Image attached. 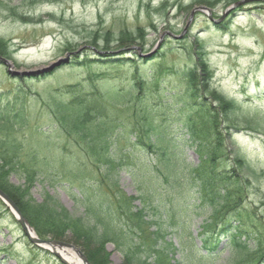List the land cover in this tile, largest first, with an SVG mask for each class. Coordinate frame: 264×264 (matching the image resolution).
Masks as SVG:
<instances>
[{
    "label": "trees",
    "instance_id": "obj_1",
    "mask_svg": "<svg viewBox=\"0 0 264 264\" xmlns=\"http://www.w3.org/2000/svg\"><path fill=\"white\" fill-rule=\"evenodd\" d=\"M16 15L19 14L16 12ZM142 30L131 35L122 31L115 39V51H105L109 45L98 49L99 45L90 40V47L81 48L77 54L69 57L70 63L83 66V72L89 75L88 81L92 87L86 89L80 81L63 85V98H56L52 93L46 95L47 106L55 120L52 129L64 138L59 145L48 135L44 145L35 143L27 147L20 138L10 135L14 128L25 125L29 114L27 98L32 97L34 86L41 76L44 77L52 69L42 75L13 76L0 63V189L18 204L37 236L41 239L46 236L61 239L65 233H69L74 236L75 243L85 246L90 264H110L104 249L108 242L127 249V252L122 250L125 256L121 264H178L172 260L175 250L172 242L165 240L172 229L155 226L157 220L151 215L147 217L142 205L139 208L132 205L135 199H147L151 204L154 202L156 206L166 209L164 197L170 195L173 198L172 207L179 212V219H184V223L190 220L184 208L190 209L188 202L194 198L198 209L208 206L213 211L211 223L210 220L204 222L200 226L201 232L196 236L200 243L198 249L203 250L206 256L217 250L222 237H226L225 233L231 238L243 234L246 238L244 242L236 243L231 238H227V241L235 243L238 248H246L250 234L241 231L239 226L243 216L249 219L250 210L245 205L246 179L240 172L245 169L254 174V170L251 163L233 147L236 131L232 130L244 128L259 132L260 122L248 119L242 112L235 110L233 99L222 98L216 90L212 92L214 96L210 95L209 72L201 61L194 62L193 50L187 53V58L193 63L191 65L186 63L172 67L158 65L156 61L149 66V72L139 70L137 51L121 47L139 45ZM4 47L0 42V56L7 57L8 52ZM132 64V69L124 71V66ZM133 74L136 77L128 81V75ZM175 78L185 83L184 95L179 92L164 95L162 100L169 98L172 99L170 102L149 99L154 91L161 93L159 89L167 79ZM208 93L210 97H207ZM179 96L192 101L196 113L192 115L191 107L184 111L185 104L180 107L175 105ZM129 106L134 120L128 125L123 122L120 111ZM124 126L126 128L123 130ZM119 138L124 139V145L118 144ZM62 143L75 144V149L86 155L89 170H96L98 174L96 179L99 182L93 181V185L88 186L82 180L79 186L77 200L83 206L82 217H73L48 203H37L29 194L28 189L34 181L50 182L46 176L49 155L45 156L43 151L52 154L56 145L61 147ZM189 149L197 156L195 164L187 161L186 152ZM222 159L224 163L230 164L229 169V165L219 168L215 164ZM83 162L79 160L80 169H84ZM121 171L129 173L138 194L127 198L120 192L119 196L114 197L116 203L112 204L103 200L105 196L100 185L102 190H118ZM13 175L23 184L16 186L9 183V177ZM88 187H92L94 192L91 193ZM153 207L157 212L156 207ZM194 211L195 215L200 214V210ZM220 213L223 215L220 216ZM122 218L138 220L139 224L135 223L136 230L123 229L118 222ZM188 225H182V236L185 235L188 240L182 243L187 245L189 242L192 247L194 238L189 233ZM150 226H153V230L148 232L149 243L145 248L144 245L131 242L142 234L144 228L147 230ZM215 227L218 228V234L214 236V245L210 239L213 235L205 233L212 228L215 230ZM263 241V236L258 237L255 250L263 251L264 254L261 247ZM1 251L7 258L15 260L16 264H31L10 254L5 248H1Z\"/></svg>",
    "mask_w": 264,
    "mask_h": 264
},
{
    "label": "rangeland",
    "instance_id": "obj_2",
    "mask_svg": "<svg viewBox=\"0 0 264 264\" xmlns=\"http://www.w3.org/2000/svg\"><path fill=\"white\" fill-rule=\"evenodd\" d=\"M236 1L0 0V42L1 45L2 43L5 45L4 50L8 52L7 57H0L9 61L12 70L22 72L41 70L58 59H65L57 67L51 68L50 73L44 77L41 76V80H38L39 82L34 86L32 97L27 98L28 120L25 125L18 126L10 132V135L20 138L27 147L35 143L44 145L48 141L46 140L48 135H51L50 139L56 140L58 145L64 140L62 134H57L52 129L55 120L51 117L50 108L46 103L48 93H52L56 98L59 96L63 98L65 96L61 95L62 86L80 81L86 89L92 87L91 82L88 81L89 75L83 72V66L70 63L69 57L77 54L81 48L88 47L90 40L99 45L98 49L109 45V49L104 50L115 51V39L122 31L131 35L138 34V31L143 29L142 38L138 41L139 45L121 47L124 50L137 51L136 59L139 61L137 67L142 71L149 72V66L151 67L156 61L158 65L160 63L172 67H179L186 63L191 65L193 63L190 62V58H187V53L193 50L194 62L201 61L202 66L209 72L210 95L214 96L212 92L216 90L222 98L233 99L235 110L242 112L248 119H256L260 122L259 130L261 131L259 132L244 128L232 130L236 131L233 147H236L242 157L251 163L254 170V174L245 169L240 172L243 179H246L245 205L250 210L249 219H245L242 215L243 220L239 226L241 231L250 234L246 240V248H238L235 243L228 242L227 238L231 237L225 233L226 237H222V242L218 243L217 250L211 255L206 256L203 250L198 249L200 243L196 236L201 232L200 226L204 222L210 220L211 223L213 211L208 206L198 209L199 207L195 206L197 205L195 198L188 202L190 209L183 207L190 219L187 223L189 233L194 238L192 247L189 242L187 245L182 243V241H188L185 235L182 236L184 230L182 225L187 223H184V219H179V212L174 211L171 195L164 197L167 210L162 206H156L154 202L151 204L147 199L146 201L133 199L134 207L139 208L142 205L147 217L151 215L154 220H157L155 226L172 229L165 240L172 242L175 248L172 260L178 264H264L263 251L255 250L258 237L264 238L262 235L264 233V2L257 1V3L237 6L227 13L224 19L215 23V20L222 17L226 8ZM202 2L205 3L202 4ZM198 6L208 8L211 20L207 15L195 11L189 21L190 11ZM173 35L177 37L173 38ZM145 58L146 61H143ZM132 67L133 64L124 66V71ZM47 71L36 73L42 75ZM134 77H136L135 74L128 75V81ZM166 81L159 89L162 90L161 93L157 94L154 91V94L149 95V99L160 102L168 93L179 92L184 95L183 81L176 78ZM207 97H210L209 93ZM166 100L172 101L169 98ZM184 104V111L191 107L192 115L196 113L192 101L179 96L175 105L180 107ZM131 110L129 106L120 111L123 122H127L128 125L134 120ZM48 128L51 131L46 133L50 130ZM124 128L126 127H122L123 130ZM117 142L124 145V139L119 138ZM58 145L52 154L50 152L47 154L46 151L42 153L46 154L45 156L49 155L46 176L50 182L34 181L28 189L29 194L37 203H48L51 207L65 210L73 217H82L83 206L77 200L80 193L79 186L82 180L88 186L93 185V181L99 182L96 179L98 174L96 170H89L86 155L75 149V144L62 143L61 147ZM186 155L187 161L191 164L198 161L191 149L186 152ZM80 159L84 161V169L78 166ZM223 161L222 159L215 164L219 165V168L229 165L228 168L226 167L229 169L230 164ZM9 183L16 186L23 184L22 180L14 175L9 177ZM101 186L100 190L105 196L103 200L110 201L112 204L116 203L114 197L119 196L120 192L127 198L136 197L138 194L136 184L129 173L124 171L119 174L118 190L113 188L102 190ZM88 188L91 193L94 192L92 187ZM11 201L19 210L18 204L12 199ZM153 206L156 207L157 212ZM195 209L200 210L199 215H195ZM160 210H163L162 213ZM19 212L21 213L20 210ZM222 215L223 213H220V216ZM227 216L233 218L231 215ZM118 222L126 231L131 228L136 230L135 223L139 224L135 218H122ZM153 226L147 230L144 228L142 234L133 238L131 242L144 245L145 248V245L149 243L148 232L153 230ZM217 231L218 228L215 227V230L212 228L205 233L213 235L210 239L214 245L216 243L214 236L218 234ZM64 235L61 239H51L49 236L44 239L68 242L87 258L88 251L86 252L85 246L75 243L74 236L69 233ZM231 239L237 243L244 242L246 238L242 234ZM261 247L264 250V244ZM1 248H5L10 254H15L22 261L25 260L31 264H62L48 250H43L29 241L15 216L0 200V264H16L15 260L5 256ZM104 249L110 264H121L124 261V252H127V249L124 250L121 245L116 246L108 242ZM59 253L61 254L60 251Z\"/></svg>",
    "mask_w": 264,
    "mask_h": 264
},
{
    "label": "water",
    "instance_id": "obj_3",
    "mask_svg": "<svg viewBox=\"0 0 264 264\" xmlns=\"http://www.w3.org/2000/svg\"><path fill=\"white\" fill-rule=\"evenodd\" d=\"M257 1H264V0H237L235 3H233L232 5H230L229 7L226 8V10L223 12L222 17L219 18L218 20H215V23L224 19L226 17L227 13H229L232 9L236 8L237 6L246 5L247 3H255ZM195 11H199V12L207 15L208 19L211 20V15L209 13L208 8H206L205 6L204 7L198 6V7H193V9L190 11L189 21H191L192 17L194 16ZM185 30H186V28L184 29L183 33L185 32ZM172 37L174 38L177 36L173 35ZM178 37H180V36H178ZM64 61H65V59H58L56 62L49 64L50 66H48L45 69L22 72V71L12 70L9 61L6 58L0 57V63L4 67H6L7 73L9 75H13V76L18 75V74H25V75L26 74H36V72L47 71V69H51V68L57 66L59 63L64 62ZM0 200L5 204V206H7L10 209L13 216H15V219L18 222L19 226H21V228L23 229L24 234L26 235V237H28L29 241L33 245L35 244L43 250H45V249L48 250L51 253V255H53L54 257H57L62 264H69V263L65 261L63 256L60 255L59 251L61 253H65V254L68 252L72 253L76 258L79 259L80 264H90V262L87 260L85 255H83L81 253V251L78 248H76L74 245H72L68 242L65 243V242H62L59 240L54 241V240H50V239H41L38 236H36L34 228H32V226L29 225L25 216L21 215V213L19 212L17 207L11 201V199H9V197L7 195H5V193L1 189H0Z\"/></svg>",
    "mask_w": 264,
    "mask_h": 264
},
{
    "label": "bare ground",
    "instance_id": "obj_4",
    "mask_svg": "<svg viewBox=\"0 0 264 264\" xmlns=\"http://www.w3.org/2000/svg\"><path fill=\"white\" fill-rule=\"evenodd\" d=\"M31 233V232H30ZM61 256L65 259L66 262L69 264H80V261L78 258H76L72 253H61Z\"/></svg>",
    "mask_w": 264,
    "mask_h": 264
}]
</instances>
